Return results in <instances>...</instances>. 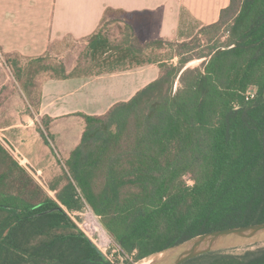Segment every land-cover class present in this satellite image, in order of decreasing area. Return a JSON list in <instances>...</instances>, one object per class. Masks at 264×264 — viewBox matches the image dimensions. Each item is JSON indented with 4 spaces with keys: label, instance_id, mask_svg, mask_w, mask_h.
Here are the masks:
<instances>
[{
    "label": "trees",
    "instance_id": "16d2710c",
    "mask_svg": "<svg viewBox=\"0 0 264 264\" xmlns=\"http://www.w3.org/2000/svg\"><path fill=\"white\" fill-rule=\"evenodd\" d=\"M106 21L86 39L90 62L103 65L95 73L81 72L79 62L68 71L48 55L26 63L5 56L28 93L37 86L33 63L35 75L54 71L50 78L59 79L147 63L160 73L104 114L78 113L85 128L58 185H40L0 138V264H114L66 212L85 204L133 261L198 234L264 221V0H230L191 38L181 24L179 40L143 41L127 24L113 44ZM166 47L171 57L151 58ZM193 59L202 62L184 68ZM50 121L42 116L38 126L46 143ZM182 264H264V244Z\"/></svg>",
    "mask_w": 264,
    "mask_h": 264
},
{
    "label": "crops",
    "instance_id": "0c3cea01",
    "mask_svg": "<svg viewBox=\"0 0 264 264\" xmlns=\"http://www.w3.org/2000/svg\"><path fill=\"white\" fill-rule=\"evenodd\" d=\"M229 2L230 0H0V51L5 56H20L23 63H26V59L46 55L56 57L64 40H86L98 29L104 18L120 19L124 24L130 25L143 41L179 40L184 15L189 16L198 27L210 25L217 22L221 10ZM159 73L158 63H147L90 77L59 79L50 78L49 75L42 76L46 73L41 74L40 79H35L37 86L31 87L30 93L19 86L32 104L31 95L37 90L34 110L30 109L32 106L27 102L28 113L24 115L36 125V130L30 125L27 127L30 140L38 137L42 141L38 131V126L42 128L39 121L42 116L50 117L45 133L49 137L51 149L57 157L63 153L64 156L61 157L67 159L72 149L79 144L85 128V121L78 113L104 114L114 103L130 99L136 91L156 79ZM16 83L18 84L17 81ZM2 86L0 83V87ZM16 92L10 91L8 87L2 89L1 101L5 100V104L9 100L14 101L19 95ZM27 146L29 150L24 153L30 152L31 147ZM38 149L40 148H33L34 156L31 158H36ZM52 192L49 190V193Z\"/></svg>",
    "mask_w": 264,
    "mask_h": 264
},
{
    "label": "rangeland",
    "instance_id": "374dc122",
    "mask_svg": "<svg viewBox=\"0 0 264 264\" xmlns=\"http://www.w3.org/2000/svg\"><path fill=\"white\" fill-rule=\"evenodd\" d=\"M106 20L108 21H106V25H104V34L107 36L111 43L120 44L125 38V34L127 33V24H124L120 19H118V21H114L115 19L112 20L111 18ZM181 24L183 25L182 30L186 32L187 36L189 35L190 38L194 36L199 29V27L194 24L189 16L184 15ZM86 43V40H73L71 38H68L64 40L61 51L56 55V57H50L52 59H55V63H57V61L63 62L68 71L72 70L77 62H79L78 64L80 66L81 72L95 73L98 70L102 69L103 65L97 66L95 65V63L90 62V57L86 50ZM171 56L172 51L167 47L163 49H154L151 52V58L154 57L157 59H166ZM3 58L4 62L0 64V83H2L3 85L2 87H0V92L2 91V89L8 87L10 91H17L19 95L15 97L14 101L9 100L7 104H5V100L1 101L0 99V138L6 141L17 159L21 161L24 166H26V168L31 172L32 176L34 175V179L40 185L48 189L50 185L59 184L58 181L62 175V166L64 162V159L61 156H64V154L61 153L60 157H57L53 153L49 137H47L48 143L44 141L42 136V141L38 137L32 140L33 143L30 140L27 127L30 125L36 130V125L32 119L26 118L24 117V115L28 113L26 103L30 102L32 106V108L30 109L32 110H34V104H32L30 100L28 101L29 98L27 99L25 93L22 91V89H20L21 86L18 85L19 83H16L12 75L13 70L11 66H8L6 63L5 55H3ZM21 61L23 60L21 59ZM47 62L51 63L49 61ZM172 62L175 63L176 58L172 59ZM201 62L202 59H193L189 61L186 66L195 67L198 66ZM30 66V70L33 72L32 76H34L35 79H40L39 76L43 73L35 75V72H37L39 68V63H33ZM44 73L46 74L42 76L58 74L54 71H51L48 74L47 72ZM11 86L13 88H10ZM36 92L37 90H34L33 96L31 95L32 98H35ZM2 96L3 95H0V98ZM27 145H30L31 147L30 152L24 153L25 150H29V147ZM37 147H39L40 149H38L36 158L33 159L31 158L34 156V152H32V150L33 148L34 150H37ZM51 195H53V192ZM76 219L79 222H83L84 216L77 217ZM97 220L100 223L99 218ZM93 238H96V236L94 235ZM107 255L114 264H139L143 261H150L151 256H153L151 255L139 261H133L131 256L120 253V251L117 250L114 244Z\"/></svg>",
    "mask_w": 264,
    "mask_h": 264
},
{
    "label": "water",
    "instance_id": "95a60500",
    "mask_svg": "<svg viewBox=\"0 0 264 264\" xmlns=\"http://www.w3.org/2000/svg\"><path fill=\"white\" fill-rule=\"evenodd\" d=\"M188 66H185L186 68ZM264 244V221L208 231L153 254L147 264H182L199 255Z\"/></svg>",
    "mask_w": 264,
    "mask_h": 264
},
{
    "label": "built area",
    "instance_id": "2783aa9c",
    "mask_svg": "<svg viewBox=\"0 0 264 264\" xmlns=\"http://www.w3.org/2000/svg\"><path fill=\"white\" fill-rule=\"evenodd\" d=\"M2 62H4V58L2 52L0 51V64H2ZM254 92H255L254 89H250L247 92V95L249 97H253ZM66 212L71 217V219L76 223L78 228L84 233V235L100 250V252L105 257L109 259L107 253H109L113 244L119 251V247L115 244V242L106 232V230L103 228L101 223L98 222L97 219L99 218V216L93 213V211L91 210L88 204H85L80 211H66ZM82 216H84V221L83 222L77 221L76 218ZM97 227H101L104 230V233L98 230ZM94 235L96 236V238H93ZM110 243L112 246L110 245Z\"/></svg>",
    "mask_w": 264,
    "mask_h": 264
},
{
    "label": "bare ground",
    "instance_id": "6f19581e",
    "mask_svg": "<svg viewBox=\"0 0 264 264\" xmlns=\"http://www.w3.org/2000/svg\"><path fill=\"white\" fill-rule=\"evenodd\" d=\"M98 230H100L102 233H104V230L101 228V227H97ZM151 261V259H150ZM149 261H143V262H140L139 264H147Z\"/></svg>",
    "mask_w": 264,
    "mask_h": 264
}]
</instances>
